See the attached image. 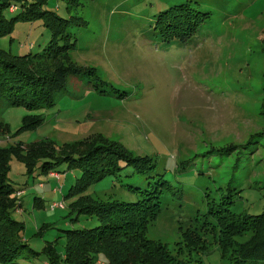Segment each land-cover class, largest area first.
Segmentation results:
<instances>
[{"label": "rangeland", "instance_id": "obj_1", "mask_svg": "<svg viewBox=\"0 0 264 264\" xmlns=\"http://www.w3.org/2000/svg\"><path fill=\"white\" fill-rule=\"evenodd\" d=\"M188 1L209 17L186 40L166 42L155 29L158 16ZM44 8L74 16L69 32L76 47L70 56L96 67L105 83L71 77L55 105L37 109L1 100L0 121L8 131L0 144L30 145L45 138L62 144L100 134L150 156L156 165L145 174L126 166L75 193L81 170L62 164L55 169L58 179L54 171L42 174L41 162L31 174L13 158L9 178L22 202L13 215L24 222L27 243L37 251L52 243L62 253L69 229L98 226L96 214L70 213L69 204L80 193L134 202L145 189L159 187L161 211L149 222L147 236L185 258V231L193 232L200 251L192 253V261L203 256L207 264H234L238 250L255 243L251 230L234 236L227 247L220 244L219 229L201 227L198 218L207 202L224 192L237 213L264 214V143H257L264 134V0H79L70 13L66 2L48 0ZM14 9L5 10L7 20L23 17L22 7ZM51 35L43 18L16 19L11 32L0 36V48L42 54ZM38 118L43 121L33 124ZM60 202L64 208L52 209ZM102 260L103 255L98 264L107 262ZM258 260L253 264H264ZM18 263L47 260L40 253Z\"/></svg>", "mask_w": 264, "mask_h": 264}, {"label": "trees", "instance_id": "obj_2", "mask_svg": "<svg viewBox=\"0 0 264 264\" xmlns=\"http://www.w3.org/2000/svg\"><path fill=\"white\" fill-rule=\"evenodd\" d=\"M61 1L67 3L68 13L79 5V0ZM47 2L48 0H0V36L9 34L14 20L21 18H43L45 25L52 31L49 45L42 54L16 55L0 48V101L37 109L44 105H55L56 96L67 90L71 77L88 76V82L93 80L105 83L96 67L81 65L70 56L76 47L75 38L69 32L74 16H58L54 11L44 8ZM13 6L15 9L12 12L22 7L23 17L18 15L7 20L5 10H10ZM208 17L209 12L200 10L188 1L162 12L157 18L155 29L166 42L183 41L194 35L199 25ZM42 121L43 118H38L33 124ZM7 131L8 127L1 120L0 139L7 135ZM260 139L257 143L263 145L264 134L260 135ZM250 144L252 142L241 149L249 148ZM227 148L220 150L224 152ZM13 158L24 162L31 174L37 169L39 162L42 174L55 172L56 167L62 164H67L70 169L81 170L75 193L82 192L92 183L126 166L133 165L136 171L145 174L156 165L150 156L137 155L122 142L110 140L100 134L62 144H57L51 138L30 145L0 144V264H19L18 259L40 253L46 256V264H98L102 255L105 257L103 263L107 261L105 264H207L203 256L199 261L191 260L192 253L200 251L191 237L193 232L190 236L185 231V245L190 256L185 258L173 255L166 244L147 236L149 222L161 211L162 189L159 187L145 189L144 197L134 202L98 200L89 194L80 193L70 202V213L76 211L96 214L100 224L93 228L69 229L68 244L62 253L52 243H48L41 251L33 249L24 238V222L13 215L22 206L20 197L17 196L21 190H17L9 178ZM72 194L73 192L69 195ZM225 194L226 192L222 193L218 200L211 199L207 202L204 216L198 218V221H204L200 226L207 229L210 225L205 224H211L210 228H218L220 244L227 247L234 244V236L242 235L243 230L250 229L255 243L246 248L242 246L232 263L253 264L258 259L264 261V214L237 213L231 207L233 201ZM38 199L43 202L42 198L36 197L35 204L43 207Z\"/></svg>", "mask_w": 264, "mask_h": 264}, {"label": "built area", "instance_id": "obj_3", "mask_svg": "<svg viewBox=\"0 0 264 264\" xmlns=\"http://www.w3.org/2000/svg\"><path fill=\"white\" fill-rule=\"evenodd\" d=\"M51 174L52 175H54L56 178H60V173H58V172H51ZM51 207H52V209H55V208H57V207H60V208H64L65 207V204L63 203V202H60V203H53L52 205H51Z\"/></svg>", "mask_w": 264, "mask_h": 264}]
</instances>
